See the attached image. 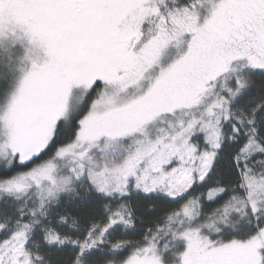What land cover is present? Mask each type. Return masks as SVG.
<instances>
[{"label":"snow or ice","instance_id":"6c2138e0","mask_svg":"<svg viewBox=\"0 0 264 264\" xmlns=\"http://www.w3.org/2000/svg\"><path fill=\"white\" fill-rule=\"evenodd\" d=\"M0 264H264V0H0Z\"/></svg>","mask_w":264,"mask_h":264}]
</instances>
